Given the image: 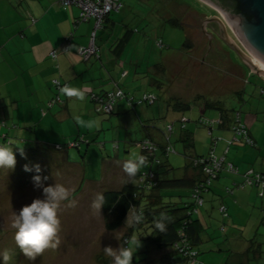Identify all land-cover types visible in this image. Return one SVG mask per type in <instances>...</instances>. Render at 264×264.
Masks as SVG:
<instances>
[{"label": "crops", "instance_id": "0c3cea01", "mask_svg": "<svg viewBox=\"0 0 264 264\" xmlns=\"http://www.w3.org/2000/svg\"><path fill=\"white\" fill-rule=\"evenodd\" d=\"M155 1H158L156 6H159L160 0H123L122 10L119 13L110 14L109 18L103 22L102 29L96 32L95 43L100 50L101 61L90 59L83 62L76 50L80 47H86L91 41L94 20L91 19L75 26L78 9L72 6L66 10L62 9L59 4L60 0H0V142L8 137L13 142L25 143L27 136L23 135L22 130L34 126V132L39 137L41 136L40 139L52 142L64 140L76 134H84L88 137L92 136L91 139L89 138V142L94 145L96 138L105 139V137L111 138L112 141L125 140V143L128 144L130 141L143 139L147 134L157 143H163V134L159 129L165 130L170 124L174 129L175 124L183 118L190 120L187 125L193 132V139L186 144L179 142L181 132H178L176 128L174 129L172 134L173 145L176 143V150L181 159L172 162L168 157V162L175 168L174 171H170L168 176L190 178L196 175L195 171L188 167L190 158L206 156L208 154L207 148L211 143L207 130L194 123L195 116L198 115L200 119L218 120L222 117L223 120H226L224 125L215 124L212 134L219 138L215 147V150L219 149L216 156H223L225 161L228 160L226 159L227 154L221 155V152L224 146L226 147V142L233 135L230 124L232 123L234 107H231V111L228 112L217 108L215 115L209 117L206 115L207 106H204V102L200 101V99L204 100L202 96L194 98L198 100V103H194L191 108L183 105L184 102L176 97L178 92L170 88L175 77H172L171 81L168 80L167 71L160 72L153 69L148 71V75L141 73L138 76H130V68H126L127 77L131 78L130 83L132 84H125V90L127 92L132 91L135 96L145 92L154 94L165 92L164 96L171 100L164 101V106L161 108L156 105L161 100L160 93L157 94L159 100L150 107L139 106L136 107L135 112H132L121 102L116 105L115 114L111 118L104 119L93 114L92 105L89 101L86 99L80 101L76 97L63 96V105H58L49 110L47 108L46 104L53 97L50 86L52 79L67 82L85 93L113 88L110 80H118L119 76L114 69V63L107 62L108 53L105 44H107V40H113L111 34L115 37H119V33L123 34L124 28L122 26L135 23L139 27V24L147 23L145 20L149 17V8L153 7ZM198 15L203 17V21L206 20L205 18L215 16L210 17L202 12ZM153 25V23L145 25L142 28L145 31L143 36L139 34L138 37H135L139 41H132L130 46L128 45L129 47L124 48L119 57L127 62L126 60L133 59L132 56L133 54L135 56V52L142 54V50L145 52L150 50L147 45L149 40L145 36L152 30ZM69 33L72 36L68 52L59 54L63 56V62L58 65L49 57V54L61 47L64 36ZM186 49L189 48L183 46L179 52ZM167 54L172 53L168 50L161 58L155 56V64L161 65L164 55ZM61 69H63L62 72ZM142 71L140 69V72ZM151 87L156 91H149ZM173 91H175L174 94ZM243 91L242 89L237 90L236 93L233 92L232 96L236 97L235 101L239 106L246 105L242 109L236 110L239 111L241 123L246 126L257 148L250 151L245 150L244 154L242 148L232 150L230 146L228 153L232 151L233 156L229 162L240 173L245 172L244 174H246L248 171H253V173L264 174V139L262 146L260 139L257 140L256 136L257 132H261L257 123L260 121L258 116L264 115V105H255L251 99L245 103ZM218 100L216 99L215 104L218 103ZM198 104L203 106H198L195 109ZM151 107H155V109L151 110ZM242 112H250L255 117L246 114L243 118ZM77 118L85 122L96 121L98 126L88 129L81 126L77 122ZM160 121H163L164 126ZM150 123L153 125L149 128L146 124ZM24 132L26 131L24 130ZM94 134L95 138L93 137ZM134 152L138 151L135 150ZM130 153L125 152L121 156L119 152H115V154L110 152L108 154L110 156L101 159L99 165L101 180H86V182L91 181L98 187L100 186L99 183H103L105 186L102 190L120 189L127 184L135 185L136 178L130 180L122 168L124 160ZM93 155L95 156V154ZM250 156L252 159L249 158ZM69 164L66 163L67 166ZM186 165L187 167L183 168ZM74 166L80 169V166ZM110 169H114L111 171V174L114 172L111 182H109L111 178L108 180L109 177L106 176ZM250 173L252 172L247 174ZM241 181L242 177L239 175L220 174L212 184L210 191L205 194L204 206L196 217L201 225L199 231L202 240L201 248L209 252L216 245H219V237H215L217 233L213 232V227L219 228L220 222H224L222 235L225 233L233 234L237 243H230L231 249L235 253L234 258L228 259L229 261L223 259V264H264V241H259L260 238L264 239V226L260 225L264 213V193L259 198L257 193L260 188L256 186L236 189L235 184ZM227 190H232V195ZM219 205H224L228 213V217L223 221L217 210ZM218 236L220 235L218 234ZM232 240L234 241V239ZM251 241L254 243L253 249H251ZM252 251L254 254L251 257ZM202 262L211 264L210 261L206 260H202Z\"/></svg>", "mask_w": 264, "mask_h": 264}, {"label": "rangeland", "instance_id": "374dc122", "mask_svg": "<svg viewBox=\"0 0 264 264\" xmlns=\"http://www.w3.org/2000/svg\"><path fill=\"white\" fill-rule=\"evenodd\" d=\"M157 2L155 1L153 7L149 8V14L152 16V20L155 21L156 19L158 24L156 23L157 25L153 26L152 30L148 32L146 38L149 40V43H147V45L151 48L155 39H161L163 44L166 45V49L171 51L172 54L164 55L162 61L163 66H156V70L160 72L167 71L168 80L170 81L172 77H175L174 81L170 84V88L178 92L176 97L184 102L183 105L191 108L194 103H198V100L194 98L202 96L204 100L200 99V101L208 102L206 115L209 117L215 115L217 111L215 109L217 108L227 112L231 111V107H234V110H240L246 105L242 104L239 106L236 104V97L232 96V94L241 89L245 91L244 99L246 101L251 99L255 105H264V100L260 98L259 94L260 89H264V83L260 81L258 76L252 74L237 57H235L234 64H231L226 59H222L219 52L215 51L208 54L206 51L207 37L198 29L199 22L203 17L199 16L195 11L204 12L210 17L217 15L219 12H215L216 10H213L212 7L203 4L199 0H175V2L173 0H160V5L156 6L158 4ZM166 19H177L185 29L172 25L169 22L163 23ZM138 28L141 30V27ZM233 35L235 34L233 33ZM231 37L232 34L229 32V38ZM186 38L190 47L183 52H179L181 51V47L184 46ZM233 40L238 44L239 41L237 37H234ZM152 50L157 53L153 54L152 58L160 53L154 46ZM161 53H163V51ZM149 91L154 92L156 90L151 87ZM174 92L175 91L172 93L174 94ZM158 93H160L161 100L156 103V105L161 108L164 106V101H169L171 99L164 96L165 92ZM216 99H219L217 104H215ZM172 101L174 100L172 99ZM211 103L212 106L209 105ZM198 106L203 105L198 104L195 109L198 108ZM155 107H151V110H154ZM241 114L243 118L246 114L255 117V115L250 112H242ZM195 117L196 119L200 118L198 115ZM258 118L260 121L257 119L259 122L257 124L260 126L259 129L261 132H257L256 136L257 140L260 139L261 145L263 146L264 115H260ZM160 123L164 126L163 121H160ZM232 124L233 122L230 124V127H232ZM146 125L150 128L153 124L150 123ZM208 138L211 140L210 137ZM104 140L112 141L109 137H105ZM171 141L173 142V139H171ZM108 144L111 145L110 142H108ZM239 145L240 144L232 145V150L242 148L245 154V150L250 151L257 148V145L255 148H251L246 144ZM90 146V148L94 149L88 152H85L84 145H82L83 148L79 153L76 150H71V161L74 156V160H77L78 163H70L69 166H67L64 161L62 165L57 166L54 155H51L49 159L38 155L34 159V164L32 166L38 164L41 169L39 175H41L42 178L47 177V180L43 181L44 186L54 185V183L63 184L69 191L70 200L76 202L75 207H70L67 201L61 204L58 211V218L61 222L60 231L58 233L59 245L56 249H46L44 253L37 256L35 261L26 258L23 252L16 246L13 238L15 230L11 227V223L13 213L18 214L23 206L31 204L34 199L44 198L42 188L36 187L32 179L37 173L35 171L26 172L23 169L26 176L23 177L15 173L12 178H9V170L7 169L8 172H4L6 169H3L2 176L0 175V252L6 251L9 254L10 259L7 264H111V258L105 255L103 249L106 247H112L114 250L119 249L124 243L125 237L128 234L127 232H129L130 225L132 224L122 225L114 231H108L105 228V221L101 210L99 212V210L91 208V203L97 195L98 188H103L105 184L99 183L100 186L98 187L97 184L91 181L86 182V180H101L99 168L101 164L100 156L104 154L99 151L97 145L90 144ZM174 147L176 150L177 147ZM225 148L224 146L221 155ZM92 150L97 152V157L92 154ZM211 150L212 148L209 145L207 148L208 154L206 156L210 155ZM218 151L219 149L215 150V156ZM232 156V151H230V153L227 152L226 159L228 160H226V163H230L229 160ZM179 157L180 156L175 153L169 155V159L172 162L180 160L181 158ZM249 158L252 159V156ZM62 160L63 159L59 157L57 162ZM74 165L80 166V169ZM112 170L114 169H110L109 173H106V176L109 177L108 180L114 173L111 174ZM83 171H85V174H83ZM237 171L236 176L239 175L242 177V180L247 173L253 172L248 171L244 174L245 172L240 173L239 170ZM223 173L235 175L228 171H222L221 174ZM120 177H122V175H120ZM22 180L26 182L21 184ZM111 180L112 178L109 182H111ZM260 225L262 227L264 226L261 221ZM221 229L222 228H217V226L213 227V232H218L220 235L218 236V234H215V237H219V245L215 246V248H218L217 251H213L215 249L213 248L211 251L207 252L203 248H200L199 251L201 254L199 255V259L201 261L206 260L210 261L211 264H223V259L229 261L228 259L234 258L235 253L233 249H231L230 243H237L235 242L236 238L233 234L229 233L222 235L223 232L221 233ZM222 230L224 231V229ZM232 239H234V241ZM259 241L262 242L264 239L260 238ZM145 250H147L146 259L140 264H166L165 261H158L160 258H163L166 251L155 250L152 246L145 248ZM143 258L144 254H135L133 256L134 262H138ZM0 264H3L2 260H0Z\"/></svg>", "mask_w": 264, "mask_h": 264}, {"label": "trees", "instance_id": "16d2710c", "mask_svg": "<svg viewBox=\"0 0 264 264\" xmlns=\"http://www.w3.org/2000/svg\"><path fill=\"white\" fill-rule=\"evenodd\" d=\"M173 1L175 2V0ZM62 2L63 0H60L59 2L62 9L66 10L68 7H71V6H64ZM119 4L120 7L116 11L109 12L101 20L97 28L95 27L96 25L95 19L93 18L86 19L81 17L80 11L78 10V17L75 20V26L82 22H87L91 19L94 20L95 22L94 29L90 37V40L91 38H93L94 52L86 60L79 57L83 62H87L90 59L101 61V53L95 43L96 32L102 29L103 22L106 20V18H109L108 16L110 14L119 13L122 10L123 0H119ZM227 7L228 5L224 6V8ZM195 13L199 14L201 12L195 11ZM148 16L149 17H147L145 20L147 23L139 24L141 30H139L138 26L135 23H130L122 26V28H124L122 31L123 34L119 33V37H115L111 34L112 38L111 37L110 38L113 40L110 39L107 40V44H105V48L108 53L107 62L110 61L114 63L115 66L114 69H116L117 71L120 82L119 79L110 80V83H112L113 86V88H111L110 90H103L100 92H90V93L84 92L85 99L91 103L93 114L95 116L100 117L102 119L111 118L115 114L116 105L121 102L124 103L130 111L135 112L136 107L139 106L150 107L159 100V96L157 94L145 92L140 94L139 96H135L134 93H132V91L127 92L124 88V85L130 83L131 81V78L127 77L128 73L126 71L127 70L126 68H130L129 69L130 76H138L141 73L144 75L145 74L148 75L147 73L149 70L150 71L153 69L156 70L155 65L157 64H155L154 58H152V56L153 54H157V53L153 52L152 48H150V50H147L146 52L142 50L141 51L142 54L138 52L136 54L135 52V56L134 54L132 56L133 59L127 58L129 59L126 60L127 62H125L122 58L119 57V55L123 52L124 48L128 45L130 46L132 41L134 40L136 42L139 41V39L135 37H138L139 34L143 36L145 31L142 28L145 25L149 23H153L154 24L153 26H155L158 24L156 19L155 21L152 20L151 18L152 16L150 14ZM111 22L115 24V22L113 21ZM168 22L172 25L182 27L181 22H179L177 19H173V20L166 19L165 21H163V23H168ZM71 36L72 35L70 33L65 35L61 47L57 50H53L52 52H50L49 57L51 59L53 57L52 53H55V55H59V54H66L68 52ZM145 37H147V35ZM153 43L154 44H152V47L154 46L155 48L158 49L160 53H158L157 56L161 58V56L168 51L166 49L167 48L166 45L163 44L161 39H155ZM189 45L190 44L186 39L184 46L189 48L190 47ZM86 47H80V48L82 49ZM80 48H77L76 52H78ZM138 48H142V47H138ZM162 51L163 53H161ZM140 69H142L143 71L140 72ZM144 78L147 77L144 76ZM258 78L260 79L261 82L264 83V80L262 78L260 77ZM65 83L67 82L61 81L59 79L51 80L50 86L53 91V97L46 104L48 110L58 105L64 104L63 96L66 95L60 92V88ZM243 92L245 93V91ZM117 93H119V95H117ZM259 94L260 97L264 99V89H260ZM145 95H151L154 97V99L152 101L143 100V96ZM245 103H247V101ZM204 104H205L204 106H207L208 102L204 101ZM209 105L212 106V104ZM107 106L109 109H107ZM200 121H208L210 126H203L200 124ZM236 121L239 122L240 125H242V127L246 131L245 140L248 143L242 138H238L236 142L232 141L235 134L233 128L236 127V123H235ZM189 122L190 120L181 118L175 124L174 129L176 128L178 132L179 131L181 132L179 137L181 139H179L180 140L179 142L186 144L188 141L190 142L192 141L193 132L189 128V125H187L189 124ZM232 122L233 124L231 127V131L233 135L232 138L226 142L227 144L226 150H224L223 154L226 155L230 146L236 144H240V145L246 144L251 148H255L256 144L254 140L250 137V134L246 126L241 123L239 111L234 110L232 116ZM194 123L195 125L203 127L207 130V134L211 138L210 147L212 148V150L210 155L212 154L217 159L223 158L222 168L219 171L212 170V168L210 166H206L204 162L203 164L200 163L201 160L206 161L207 158H209V156H197L190 158L189 166H188L195 171L196 174L195 176L190 178L185 176L183 178H173L168 176L170 171L175 170V168L168 162V157L171 153L178 154L177 150H175L174 147L175 145H173L174 141L173 142L171 141L172 134L174 132L172 124L168 125L165 128V130L159 129V131L163 134V143H157L147 134L143 139L130 141L128 142V144L125 143V140L106 141L102 138H96L94 140V143L95 145H97L99 151L104 153L102 154V156H100V159L102 160L105 158V156H110L108 155L110 152L112 154H115V152H119L121 156H123L125 152H132V151L134 152L135 150L138 151L139 154H142L147 158L148 167L142 169L141 172L138 173L136 177L135 185L127 184L124 185L122 188L115 190L113 189L102 190V188H98L97 190V194L102 193L105 197V204L100 210L105 221V228L108 231H114L117 228L121 227L122 225L129 224V222H127V217L129 216L130 218L132 212L138 209H142L144 212V217H145L144 222L139 225H133V224L130 225V230L129 232H127L128 234L125 237V240L126 239L129 240V242L131 237H133V235H135V237H138L141 243V247L137 249V252L135 254H144L143 259H140L138 262H134L133 260L132 264H140L141 262H143L146 259V254H147V250H145V248H148L150 246H152L155 250L158 251H162V250L166 251V254L163 255V258H160L158 260L160 262L165 261L166 264H205L199 259V255L201 254L199 251L201 248L200 243L202 241L199 233L201 225L198 223L196 217L204 206L205 194H207V192L210 191L212 184L214 183V181L217 180L221 172L227 171L225 169L226 165L230 164L236 170V173L233 174L237 175L238 171L231 163H226L223 156L217 157L214 154L216 143L219 141V138L212 134L213 128L215 124L219 126L224 125L226 123V120H223L222 117L219 118L218 120L199 118L196 119ZM24 130L26 132H24ZM22 131H23V135L27 136L25 137V139H27L25 143H17L15 141L13 142L12 139H8V137L4 138L3 139L4 141L2 140L0 142L10 145L19 144L23 149V155L20 154V150L16 148L13 149L16 163L14 168L8 169L10 172L8 174L9 178H12V176L15 175V173L16 175L20 174L23 177L26 176V174L23 171L25 165L31 167L34 164V159L38 155H41L42 157H45L47 159L51 158V155H54V159L57 163V166H59L63 164V161L65 163H72V164L78 163L77 160H74L75 159L74 156H73V160L71 161L70 159L72 158L71 150H76L79 153L83 148L82 145H84L85 152L94 149V148H90L91 142H89L92 136L88 137L87 135L84 134H76L64 140L62 139L57 142H52V141H46L40 139L41 136L39 137V135H37L34 132V126L29 128H24ZM93 137L95 138V134L93 135ZM108 142H110L111 145H109ZM94 151L95 150H92L91 152L92 154H95V157H97L96 154L97 152ZM59 157H61L63 160L57 162ZM186 167L187 165L183 168ZM203 169L210 170L211 174L209 176L204 175ZM3 171H4L3 169L0 170L1 176ZM4 172H8L7 169ZM83 174H85V171H83ZM247 177L248 176L246 174V176H244L243 180L240 183L235 184L236 189L261 186V183L259 182L257 183L255 180L251 185H248L245 181ZM255 177H258V180L260 181L261 180L264 181L263 173L252 172L251 174H249L248 178L253 180ZM25 182H26L25 180H22L21 184ZM227 191L232 195L233 192L232 190H227ZM259 193L260 190L257 193L258 197L260 198L263 196L264 192L262 193L261 196H259ZM217 210L222 221L228 217V213L224 205H219L217 207ZM161 212H167L172 218L171 223L168 224L166 233H159L158 231L154 230L153 227V221L159 216ZM220 223L221 225L219 228L224 229V222H220ZM261 223L264 225V213L261 217ZM222 229H221V233L223 232ZM216 233L219 234L218 232ZM253 245L254 243L251 241V247H252L251 249H253ZM217 249L213 251H217ZM253 254L254 252L252 251L251 257L253 256Z\"/></svg>", "mask_w": 264, "mask_h": 264}, {"label": "clouds", "instance_id": "9594fccd", "mask_svg": "<svg viewBox=\"0 0 264 264\" xmlns=\"http://www.w3.org/2000/svg\"><path fill=\"white\" fill-rule=\"evenodd\" d=\"M52 59L58 65L63 62V56L60 55H53ZM62 71L63 69H61ZM60 92L67 97H76L80 101L85 99L84 91L71 84L65 83L60 88ZM77 122L88 129L98 126L96 121L85 122L77 118ZM14 148L20 150V154L23 155V149L19 144L0 143V169L14 168L16 163ZM146 167H148L147 158L138 152H131L122 164L123 171L130 180H135L138 173ZM24 170L37 173L32 179L36 187L42 188L44 198L34 199L31 204L23 206L18 214L13 213L11 227L15 230L13 238L16 246L26 258L35 261L37 256L44 253L46 249H56L59 245L58 233L61 222L58 218V211L61 204L67 201L70 207H75L76 202L70 200L69 191L63 184L54 183V185L44 186L43 181L47 180V177L42 178L39 175L41 169L38 164L31 168L25 165ZM104 204V195L98 193L91 203V208L100 212ZM144 219L143 210L138 209L132 212L130 218L127 217V222L139 225L144 222ZM171 219L167 212H161L153 221L154 230L159 233H166ZM140 247V240L133 236L130 242L126 239L119 249L114 250L112 247H106L103 251L106 256L111 258V264H132L133 256ZM9 259V254L6 251L0 252V260L3 261V264H7Z\"/></svg>", "mask_w": 264, "mask_h": 264}, {"label": "water", "instance_id": "95a60500", "mask_svg": "<svg viewBox=\"0 0 264 264\" xmlns=\"http://www.w3.org/2000/svg\"><path fill=\"white\" fill-rule=\"evenodd\" d=\"M210 6L221 17H213L203 21L216 23L222 32V37L216 32H209L210 36H217L252 74L264 79L261 72L251 62V56L264 68V0H199ZM228 5L227 8H224ZM224 8V9H223ZM218 13V14H219ZM225 23V24H224ZM232 30L241 46L229 38L226 30ZM202 31L205 32L204 27ZM210 44V41H209ZM206 54V53H205ZM205 56V55H204Z\"/></svg>", "mask_w": 264, "mask_h": 264}, {"label": "built area", "instance_id": "2783aa9c", "mask_svg": "<svg viewBox=\"0 0 264 264\" xmlns=\"http://www.w3.org/2000/svg\"><path fill=\"white\" fill-rule=\"evenodd\" d=\"M62 3L64 6L76 7L80 11V16L83 18L95 19L96 20V25H95L96 28L98 27V24L101 22V20L109 12L116 11L120 7L119 0H63ZM220 17L222 18V16H220ZM241 48H243V47L241 46ZM244 51H245V49H244ZM93 52H94L93 38H91V41L89 42L88 46L86 48H82V49L80 48L78 50L77 54L79 57L86 60L90 55L93 54ZM53 55H55V53H52V56ZM153 99H154V97L151 95L143 96V100L152 101ZM107 109H109L108 106H107ZM235 123H236V127L233 128L235 134H234L232 141L236 142L238 140V138H242L245 140L246 139V136H245L246 131L244 130L242 125H240L239 122L236 121ZM200 124L203 126H210L208 121H200ZM203 162L206 164V166H210L212 168V170L219 171L222 168L223 158L217 159L216 157H214L211 154V155H209V158H207L206 161H204V160L200 161L201 164H203ZM225 169L228 172L236 173V170L230 164L226 165ZM203 171H204V175L209 176L211 174L210 170L203 169ZM247 176L249 177V174H247ZM248 177L245 180L248 185H251L254 182V180L257 183L258 182L261 183V186H260L261 188H260V193H259V196H261L262 193L264 192V181L258 180V177H255L253 180H251Z\"/></svg>", "mask_w": 264, "mask_h": 264}, {"label": "flooded vegetation", "instance_id": "af4514ba", "mask_svg": "<svg viewBox=\"0 0 264 264\" xmlns=\"http://www.w3.org/2000/svg\"><path fill=\"white\" fill-rule=\"evenodd\" d=\"M203 14H205V13H203ZM214 17H220V14H217ZM204 18H205V16H204ZM205 19L207 20V19H210V18H205ZM202 22H203V19H201V21L199 22L198 29L201 32H203L204 35L207 37V50L206 51L208 52V54L217 51V52H219L221 54L222 59H226L231 64L232 63L234 64V60L236 59L235 58L236 56L225 47L224 42L222 40H220L217 36L216 37L215 36L212 37V36L209 35V32L214 31V32H216L217 35L222 37L223 35H222L221 29L219 28V26L216 23H213V22H211V23H207L206 22L207 25L205 26ZM203 27L205 29V32L202 31ZM226 30H227L228 34H229V32L232 34V37H231L232 40L234 39V37L236 38V36L233 35V33H232L233 31L232 30L228 29V27L226 28ZM209 41H210V44H209ZM238 45L241 46L240 42H238Z\"/></svg>", "mask_w": 264, "mask_h": 264}, {"label": "bare ground", "instance_id": "6f19581e", "mask_svg": "<svg viewBox=\"0 0 264 264\" xmlns=\"http://www.w3.org/2000/svg\"><path fill=\"white\" fill-rule=\"evenodd\" d=\"M251 62L254 64V66H256V68L261 72V74L263 75L264 73V68L251 56Z\"/></svg>", "mask_w": 264, "mask_h": 264}]
</instances>
